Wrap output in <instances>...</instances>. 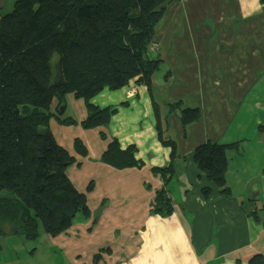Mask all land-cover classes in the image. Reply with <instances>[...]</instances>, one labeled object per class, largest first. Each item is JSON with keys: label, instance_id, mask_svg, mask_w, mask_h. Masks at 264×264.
Segmentation results:
<instances>
[{"label": "crops", "instance_id": "1", "mask_svg": "<svg viewBox=\"0 0 264 264\" xmlns=\"http://www.w3.org/2000/svg\"><path fill=\"white\" fill-rule=\"evenodd\" d=\"M13 1L0 0V15ZM153 44L157 49L148 57L159 59L158 70L163 66L166 77L160 84L154 73L152 98L162 137L176 146L167 186L173 212L163 217L149 212L161 185L150 169L168 163L170 148L157 138L147 88L138 84L130 95L128 83L93 96L92 105L116 106L106 128H83L84 102L68 93L61 114L52 100L48 128L76 157L65 173L85 192L89 216L76 214L55 236L41 230L31 243L0 238V264H45L49 258L51 264H248L254 255L264 258V0H170L154 28ZM187 78L195 85L186 90ZM178 100L181 107H199L200 120L182 126L168 109ZM55 116L75 124H62ZM100 132L122 148L134 145L142 166L115 169L102 163L108 139ZM75 138L85 146V156L74 153ZM207 140L239 142L241 152L225 150L230 196H222L193 162L194 147ZM203 187L210 188L206 198Z\"/></svg>", "mask_w": 264, "mask_h": 264}, {"label": "trees", "instance_id": "2", "mask_svg": "<svg viewBox=\"0 0 264 264\" xmlns=\"http://www.w3.org/2000/svg\"><path fill=\"white\" fill-rule=\"evenodd\" d=\"M169 1L14 0L11 11L0 15V237L11 234L36 241L41 230L55 236L70 227L76 214L89 216L85 192L78 191L65 173L76 157L55 141L48 128L53 116L49 107L55 99L59 108L65 95L73 94L86 109L79 124L85 129L106 128L116 106L99 107L89 100L104 88L117 90L131 82L147 88L157 138L170 148L168 163L150 169L161 185L149 212L160 217L173 212L167 186L174 175L176 146L162 137L152 98L159 59L147 52ZM52 52L58 55L53 64ZM181 102L168 104V109L177 113L182 126L200 120L199 107H181ZM55 117L62 124H75L70 117ZM99 135L108 139L102 163L115 169L142 166L134 145L122 148L116 138ZM72 148L78 156L87 153L78 138ZM227 149L242 151L239 142L208 140L193 149L196 168L225 197L231 194L224 178ZM91 189L89 181L85 191ZM209 192V187L201 188L204 198ZM240 207L256 218L243 203ZM98 258L94 255V260ZM248 264H264L263 255H254Z\"/></svg>", "mask_w": 264, "mask_h": 264}, {"label": "rangeland", "instance_id": "3", "mask_svg": "<svg viewBox=\"0 0 264 264\" xmlns=\"http://www.w3.org/2000/svg\"><path fill=\"white\" fill-rule=\"evenodd\" d=\"M13 2H14V1H13ZM12 6H13V4H12L11 7L9 8V10L4 11L3 13H1V15H4V14L10 12L11 9H12ZM156 49H157L156 45H154V44L151 45V50H152V51H155ZM57 56H58V55H57L56 52H52L51 57H50V63H51V64H53V63L57 60ZM156 72H157V74H156V78L158 79V82L161 84V83H162V77H163V76L166 77V70H164V67L162 66V67L160 68V71L157 70ZM187 80H188V83L186 82L185 84L188 85V86L184 87L186 90H187L188 88L191 89V88L194 87V85H195V82H194L193 80L188 79V78H187ZM137 85H138V84L134 82V83H132L130 86H136V87H137ZM130 86H127V91L129 90ZM134 96H135V95H134ZM192 99H193V98H192ZM184 104H185V105L192 106V105L188 104V102H185ZM99 159H100V158H99ZM9 235L12 236L11 234H9ZM16 237H18V238H20L22 241H25V242H28V243H31V242H32V241H29V240H25V239H23L22 237H19V236H16ZM0 238H3V237H0ZM3 244H4V243H3ZM5 247H8L7 244H4V245H3V248H5ZM44 263H45V264H51V263H53V261L49 258V259L45 260Z\"/></svg>", "mask_w": 264, "mask_h": 264}, {"label": "built area", "instance_id": "4", "mask_svg": "<svg viewBox=\"0 0 264 264\" xmlns=\"http://www.w3.org/2000/svg\"><path fill=\"white\" fill-rule=\"evenodd\" d=\"M137 87L136 86H130L128 90V94L132 95L136 92Z\"/></svg>", "mask_w": 264, "mask_h": 264}, {"label": "clouds", "instance_id": "5", "mask_svg": "<svg viewBox=\"0 0 264 264\" xmlns=\"http://www.w3.org/2000/svg\"><path fill=\"white\" fill-rule=\"evenodd\" d=\"M147 52H152L150 45L148 46V51ZM132 83H134V82H131V84Z\"/></svg>", "mask_w": 264, "mask_h": 264}, {"label": "water", "instance_id": "6", "mask_svg": "<svg viewBox=\"0 0 264 264\" xmlns=\"http://www.w3.org/2000/svg\"><path fill=\"white\" fill-rule=\"evenodd\" d=\"M62 111V105H60V107L58 108V112Z\"/></svg>", "mask_w": 264, "mask_h": 264}]
</instances>
